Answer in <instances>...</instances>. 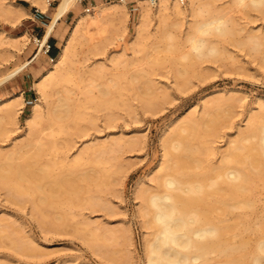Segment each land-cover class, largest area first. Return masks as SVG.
Listing matches in <instances>:
<instances>
[{
  "label": "rangeland",
  "instance_id": "374dc122",
  "mask_svg": "<svg viewBox=\"0 0 264 264\" xmlns=\"http://www.w3.org/2000/svg\"><path fill=\"white\" fill-rule=\"evenodd\" d=\"M58 1L51 0L42 11L32 0H0V32L28 33L17 40L21 47H12L13 50L0 34V77L33 59L41 47L37 39L42 38L44 25L50 22ZM109 1L112 0H77L57 24L59 51L79 14ZM187 1H182L185 13L167 9L160 18L154 4L147 6L148 0H126L129 13L125 17L103 22V32L98 26L88 28L91 40L101 47L92 50L95 43L76 42L72 68L76 76L83 71L87 84L84 89H92L88 95L97 97L101 95L100 88L109 87L107 97L117 101L111 109L89 106L95 122L85 132L77 128L59 132L58 125L43 120L40 123V119L32 129L26 124L36 98H42V108L47 111L56 104L58 90L75 85L54 84L44 99L35 81L52 63L45 46L35 60L0 86V98L27 89L16 123L12 118L1 119L0 166L13 156L21 162L25 154L41 150L33 179L23 183L21 201L9 195L11 182L0 180V222L10 221L13 226V231L5 230L0 235V263L146 264L144 237L152 228L146 223L141 192L160 188L158 177L166 174L164 147L176 141V131L191 120L202 121L197 136L189 139L195 151L190 157L191 169L185 172L214 176L221 170L223 155L229 154L248 128L264 118V10L237 0H212L216 7L212 6L204 16L219 12L229 17L233 33L218 41V56L191 59L186 57L190 51L186 35L194 18L191 20ZM17 4L24 5L30 15L14 23L8 9L15 11ZM139 17L144 20L143 33L136 37ZM250 33L262 37L260 52L246 44ZM119 59L125 62L117 67ZM99 67L105 70L97 74ZM185 68L188 70L183 74ZM92 79L99 85H89ZM145 79L151 82V88L145 86ZM116 80L122 85L119 89L112 85ZM216 113L215 129H211L204 122ZM116 138L126 139L118 150L99 154L91 150L94 145ZM41 139L46 143L41 144ZM21 147L26 151L24 155L18 152ZM173 166L180 171L181 167ZM247 166L252 179L244 198L254 201V206L231 208L230 215L241 212L247 225L239 248L227 253L243 259L254 253L260 234L253 227H261L264 219V173L256 174L253 164ZM196 178L199 177L192 174L189 180Z\"/></svg>",
  "mask_w": 264,
  "mask_h": 264
},
{
  "label": "bare ground",
  "instance_id": "6f19581e",
  "mask_svg": "<svg viewBox=\"0 0 264 264\" xmlns=\"http://www.w3.org/2000/svg\"><path fill=\"white\" fill-rule=\"evenodd\" d=\"M32 1L36 2L41 10H46L51 0ZM182 1L171 0L169 4L168 0H148L147 6L154 4L158 14L161 13V18L164 17V12L167 9L176 14L185 13L186 10ZM76 2L77 0L58 1L47 34L45 37L43 36L44 38L40 42L41 48L45 45L47 35L57 20ZM237 2L264 10V0H237ZM187 3L188 12L194 20L191 19L193 24H189L190 27L186 35V41L190 46V51L186 57L194 59L218 56L221 52L218 41L221 37L233 33L230 18L219 12L217 14L212 13L208 17H206L207 15L204 16V14L210 13L212 6H215L212 0H188ZM16 7L15 11L8 9V11L11 10V15L8 17L11 16V22L14 23L22 20L25 15H30L24 5L17 4ZM128 13L126 0H112L98 3L92 8L88 7L79 14L59 53L51 58V66L35 81V85L41 91L44 99L48 98L47 90L54 84L75 85L65 86L58 90L56 104L49 106L47 111L42 108V98H36L30 113L26 117V124L30 129L40 119V123L43 120L49 125H58L59 132L67 133L70 128H77L85 132L86 127L95 122V114L89 111V106L93 105L96 109H111L117 105L115 98L107 97L110 93L109 87L100 88L101 95L97 97L88 95L92 89H84L87 84L82 78L83 71H80L79 75L76 76V71L72 66L76 54V42L82 41V44L86 41L87 43H95L91 40L92 36L87 34L91 25L98 26L103 32L106 30V27L102 26L103 22L108 19L119 20ZM201 15H203L202 18H200ZM139 19L138 24L135 25L137 26L136 37L143 33H141L143 29L141 23L144 20L142 21L140 17ZM164 20L166 18L162 19V21ZM0 34L1 40L8 43L11 50H13L12 47H21L17 40L28 35L27 32L11 35L6 31H2ZM169 36L173 38L171 34ZM247 36L246 44L256 52H260L263 42L259 33H250ZM238 42L240 43V41ZM241 42L245 41L241 40ZM169 44L173 48L174 43L170 42ZM92 46L93 48L90 45L92 50L101 47L98 43ZM124 62L123 59H119L116 66L120 67ZM28 63L27 60L7 74L2 75L0 85L17 75ZM104 70V67H99L95 73L99 74ZM187 70L188 68H185L181 72L186 74ZM140 77H145V75H140ZM94 79L90 80L88 84L99 85L94 84ZM144 82L146 87L151 88V82L148 79H145ZM144 82H139V85H143ZM112 85L117 89L122 87L117 80ZM24 102L25 97L22 91L2 96L0 98V122L6 117L12 118L16 123L17 113L21 110ZM217 116V113L212 115L207 123L203 121L204 124L215 129ZM201 122V120H191L187 126L176 131V141L164 147V154L166 155L164 173L166 174L158 177L157 185L160 188L149 193H147V189L141 192L144 212L147 214L146 223L152 228L151 235L147 234L144 237L145 262L146 264H264V219L261 227H253L260 235L256 240L252 256L250 254V257L243 259L239 256L227 255L229 249L239 248L243 230L246 228L244 226L247 225L242 219L241 212H235L234 216L230 215L231 208L241 209L245 206H254V201L244 198L252 179V171L247 169V165L253 164L256 169L254 172L258 175L264 173V118L259 123H255L254 127L248 128L243 133L242 139L236 141V146L230 149L229 154L223 155L225 159L223 164L219 166L221 170L214 176H208L204 173H187L192 163L191 154L195 151L189 139L197 136V128ZM184 131H187L188 134L185 135ZM125 140L116 138L110 142L99 143L92 146L91 150L94 154L118 150L124 145ZM244 141L250 142L244 143ZM39 142L41 144L46 143L42 139ZM23 148L18 150L21 155L26 153ZM241 150H246V153ZM40 152L41 150L33 155L25 154V158L21 162L16 161L11 155L10 161L4 166H0V180L11 182L9 195L13 200L20 199L18 201H21L23 199L21 198L24 195L25 186L23 183L33 179L31 177L34 175V169H37V157ZM174 164L181 167L180 171H175ZM45 172L41 173L42 176H45ZM192 174L199 178L193 181L189 180ZM37 187L41 188V185H37ZM26 188L28 187L26 186ZM0 225L2 226L0 227V235L5 230L13 231L10 221L0 222ZM247 228L250 227L247 226Z\"/></svg>",
  "mask_w": 264,
  "mask_h": 264
},
{
  "label": "crops",
  "instance_id": "0c3cea01",
  "mask_svg": "<svg viewBox=\"0 0 264 264\" xmlns=\"http://www.w3.org/2000/svg\"><path fill=\"white\" fill-rule=\"evenodd\" d=\"M77 3V2H76ZM75 3V4H76ZM58 4V3H57ZM74 4V5H75ZM73 5V6H74ZM57 6V5H56ZM72 6V7H73ZM71 7V8H72ZM70 8V9H71ZM69 9V10H70ZM55 10H56V8H55ZM69 10L63 15V16H61L58 20H57V22L55 23V25L53 26V28H52V30L49 32V34L47 35V41H46V43H45V47H47L48 45H50V47H49V50L47 51V50H45L47 53H49V56H50V59L52 58V57H54V56H56L59 52V44H60V37L58 36V35H56V33H55V31H56V28H57V24L59 25L60 24V21L61 20H63V18H66V15L68 14V12H69ZM42 11H45V10H42ZM55 12V11H54ZM54 14V13H53ZM53 17V16H52ZM51 20H52V18H51ZM51 20H50V22H51ZM50 22L48 23V24H45L44 26H45V28H44V32H43V34H42V38H40V39H37L38 41H41L44 37H45V35L47 34V31H48V26H49V24H50ZM44 36V37H43ZM40 49H42V50H40ZM44 50V47L43 48H41V47H39L38 48V51H37V53L35 54V56L33 57V59L32 60H28L29 61V63L31 62V61H33V60H35L39 55H40V53L42 52ZM58 52V53H57ZM28 63V64H29ZM26 67V66H25ZM24 67V68H25ZM23 68V69H24ZM4 84V83H3ZM1 86V85H0ZM27 89L25 88V89H23V92L24 93H26L27 91H26ZM25 96V95H24ZM25 99H26V96H25Z\"/></svg>",
  "mask_w": 264,
  "mask_h": 264
},
{
  "label": "built area",
  "instance_id": "2783aa9c",
  "mask_svg": "<svg viewBox=\"0 0 264 264\" xmlns=\"http://www.w3.org/2000/svg\"><path fill=\"white\" fill-rule=\"evenodd\" d=\"M49 47H50V45H48V46L46 47V50H47V51L49 50Z\"/></svg>",
  "mask_w": 264,
  "mask_h": 264
}]
</instances>
